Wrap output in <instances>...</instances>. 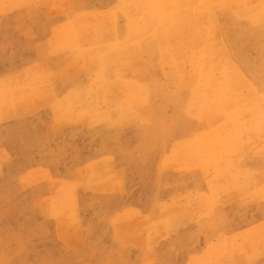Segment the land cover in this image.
<instances>
[{
	"label": "rangeland",
	"instance_id": "obj_1",
	"mask_svg": "<svg viewBox=\"0 0 264 264\" xmlns=\"http://www.w3.org/2000/svg\"><path fill=\"white\" fill-rule=\"evenodd\" d=\"M0 2V264H264V0Z\"/></svg>",
	"mask_w": 264,
	"mask_h": 264
},
{
	"label": "bare ground",
	"instance_id": "obj_2",
	"mask_svg": "<svg viewBox=\"0 0 264 264\" xmlns=\"http://www.w3.org/2000/svg\"><path fill=\"white\" fill-rule=\"evenodd\" d=\"M10 1H13V0H10ZM156 1V0H155ZM190 1V3L192 4H190V3H187V2H183V1H178V0H157V6L158 7H163V8H160V11H161V13L162 14H164V15H162V17L164 18V23L161 21V18H159V19H155L154 20V24H155V28L156 29H158V30H161L160 31V38H162V40L164 39H166L165 37V34H167V33H171L173 36H179V37H182V38H187V41H188V38L190 39V37H191V35H192V29L194 28V25H197V27H199L198 29L199 30H201V26H200V23H204L205 22V20H206V17H208L206 14V12H204V11H207V10H201L200 9V5H199V3L200 2H203L204 0H189ZM240 2V1H239ZM1 3V2H0ZM12 3V2H11ZM29 3V2H28ZM60 3H62V2H60ZM59 3V5H61ZM227 3V2H226ZM15 4V3H14ZM56 4V3H55ZM67 4H68V2H67ZM231 4V3H230ZM239 4H242V3H239ZM220 5V4H219ZM218 5V6H219ZM232 5V4H231ZM234 5V4H233ZM226 6V5H225ZM144 7V6H143ZM229 7V6H228ZM227 7V8H228ZM264 6L262 5V8H263ZM65 8V7H64ZM66 8H68V7H66ZM210 8V7H209ZM264 9V8H263ZM62 10V9H61ZM230 10V9H229ZM233 10V9H232ZM263 11V10H262ZM62 11H60V13H61ZM72 12V11H71ZM70 12V13H71ZM146 13H148V12H146ZM87 15V14H86ZM142 15H145V14H142ZM112 16V15H111ZM89 17V16H88ZM87 17V18H88ZM96 17V16H95ZM100 18V16L98 17V19ZM107 18V17H106ZM151 18H152V16H151ZM101 19V18H100ZM109 19V18H108ZM110 19H112V18H110ZM91 21H92V19H90ZM94 21V20H93ZM106 21V20H105ZM108 21V20H107ZM107 21H106V23L105 24H107ZM110 21V20H109ZM195 22H197L196 24H195ZM109 23V22H108ZM137 23V22H136ZM152 23V22H151ZM151 23H150V25H151ZM139 24V23H138ZM207 24V23H206ZM132 25V24H131ZM135 25H137V24H135ZM133 26V25H132ZM217 26V25H216ZM110 27V26H109ZM130 28H131V26H130ZM133 28V27H132ZM137 28V27H136ZM88 30V29H87ZM135 30V29H134ZM199 30L197 31V34H198V36H196V37H199L200 36V33H202V31L203 30H201L200 32H199ZM79 31H80V29H79ZM78 31V32H79ZM83 31V30H82ZM82 31H81V33H82ZM109 31H111V30H109ZM208 30L206 29V30H204L203 31V33H202V35L203 34H205L206 32H207ZM216 31V30H215ZM151 32V31H150ZM217 32V31H216ZM216 32H215V35H216ZM219 32V31H218ZM110 33V32H109ZM142 33H144V32H142ZM83 34V33H82ZM88 34V33H87ZM90 34V33H89ZM92 34V33H91ZM188 34H189V36H188ZM78 35V34H77ZM107 35H108V37H109V34L107 33ZM111 35V34H110ZM196 35V34H195ZM212 35V34H211ZM214 35V34H213ZM80 36H81V34H80ZM88 36V35H87ZM87 36H86V38H87ZM89 36H91V35H89ZM105 36V35H104ZM193 37H195V36H193ZM210 37V36H209ZM215 37V36H214ZM217 37V36H216ZM84 38H85V36H84ZM212 38V37H211ZM83 40V39H82ZM138 40V39H137ZM203 40H205V39H203V36H201V39L199 40L198 38H195V41H199V42H202V43H204V41ZM80 41H81V39H80ZM80 41H78V42H80ZM85 41V40H84ZM206 41H208V39H206ZM82 42V41H81ZM108 42V41H107ZM213 42V41H212ZM212 42H211V44H212ZM84 42H82V44H83ZM81 44V45H82ZM90 44V43H89ZM124 44V43H123ZM198 44H200V43H198ZM214 44V43H213ZM86 45V44H85ZM207 46L208 45H206V48H207ZM122 47V46H121ZM125 47V46H124ZM196 47V46H195ZM117 48V47H116ZM211 48V47H210ZM96 49V48H95ZM131 49H133V48H131ZM130 49V50H131ZM73 50V49H72ZM225 50V49H224ZM188 51V50H187ZM131 52V51H130ZM228 52V51H227ZM203 54H204V52H203ZM73 56V55H72ZM175 56H176V54H175ZM175 58H177V57H175ZM180 60H181V58H179ZM182 59H183V55H182ZM202 60V59H201ZM177 61H178V59H177ZM182 62H184L183 60H181ZM213 61V60H212ZM211 61V62H212ZM187 62V57L185 58V63ZM109 63V62H108ZM93 64H94V62H93ZM103 64H105V63H103ZM134 64V63H133ZM135 64H136V62H135ZM134 64V65H135ZM178 64H179V62H178ZM208 64H209V62H208ZM89 65H91V64H89ZM106 65V64H105ZM104 65V66H105ZM119 65V64H118ZM184 65H186V64H184ZM111 66H112V64H111ZM116 66V65H115ZM181 66V65H180ZM183 66V65H182ZM207 66V65H206ZM210 67V66H209ZM232 67H235V66H233L232 65ZM86 67H84V69H85ZM120 68V67H119ZM122 68H124V67H122ZM180 68V67H179ZM91 69V68H90ZM101 69H102V67H101ZM115 69V68H114ZM127 69V68H126ZM132 69V68H131ZM130 69V70H131ZM184 69V68H183ZM106 70V69H105ZM123 70V69H122ZM128 70V69H127ZM113 71V70H112ZM116 71H118V69L116 70ZM180 71V70H179ZM178 71V72H179ZM185 71V70H184ZM234 71V70H233ZM91 72H92V70H91ZM94 72V71H93ZM109 73V72H108ZM118 73V72H117ZM185 73V72H184ZM218 73H219V71H218ZM221 73V72H220ZM91 74V73H90ZM93 74V73H92ZM97 74V73H96ZM110 74V73H109ZM108 74V75H109ZM198 74V73H197ZM222 74V73H221ZM95 75V74H94ZM118 75V74H117ZM188 75V74H187ZM213 75H215V74H213ZM220 75V74H219ZM46 76V75H45ZM111 76V75H110ZM181 76V75H180ZM212 76V75H211ZM216 76V75H215ZM47 77V76H46ZM189 77V76H188ZM200 77V76H199ZM214 77V76H213ZM219 77V76H218ZM222 77V76H221ZM53 78V77H52ZM181 78H183V76L181 77ZM194 78V77H193ZM222 78H224V77H222ZM95 79V78H94ZM110 79V78H109ZM112 79V78H111ZM119 79V78H118ZM185 79H186V77L184 78V81H185ZM189 79V78H188ZM216 79V82L219 80H217V77L215 78ZM241 79V78H240ZM49 80V79H48ZM198 80V79H197ZM210 80V79H209ZM208 80V81H209ZM226 80V79H225ZM224 80V81H225ZM95 81V80H94ZM103 81H104V79H103ZM203 81V80H202ZM205 81H207V80H205ZM222 81V80H221ZM223 81V82H224ZM227 81V80H226ZM231 79H228V83H229V85H231ZM106 82V81H105ZM190 82V81H189ZM191 83H192V81H191ZM203 83V82H202ZM205 83V82H204ZM209 82H207L206 83V85L208 84ZM212 83V82H211ZM214 83V82H213ZM220 83V82H219ZM119 84V83H118ZM185 84H186V81H185ZM233 84V83H232ZM20 85V84H19ZM182 85V84H181ZM187 85V84H186ZM220 85V84H219ZM222 85H224V83L222 84ZM46 86V85H45ZM44 86V87H45ZM117 86V85H116ZM190 86V85H189ZM207 86H209V85H207ZM214 86H215V84H214ZM214 86H212V87H214ZM236 86V85H235ZM188 87V86H187ZM220 87V86H219ZM218 86H217V88H219ZM237 87V86H236ZM16 88V87H15ZM25 88V87H24ZM32 88V87H31ZM50 88V87H49ZM116 88H119L118 86L116 87ZM209 88H211V87H209ZM215 89H216V87H214ZM212 89V90H215V89ZM223 88H224V86H223ZM12 89V88H11ZM112 89H114V92H115V90H118V89H115V88H112ZM218 90H222V87H220V89H218ZM249 89H247V92H250V91H248ZM48 91V90H47ZM228 91V90H227ZM231 91V90H230ZM253 91V90H252ZM26 92V91H25ZM28 92V91H27ZM30 92V91H29ZM43 92V91H42ZM41 92V93H42ZM205 92V91H204ZM210 92V91H209ZM217 92V91H216ZM215 92V94H217ZM220 92V91H219ZM218 92V93H219ZM246 92V93H247ZM0 93H1V91H0ZM23 93V92H22ZM33 93V92H32ZM243 93V92H242ZM251 93V92H250ZM21 94V93H20ZM33 94H35V93H33ZM36 94H38V93H36ZM36 94H35V96H36ZM204 94V93H203ZM205 94H207L206 92H205ZM204 94V95H205ZM211 94H212V92H211ZM214 94V95H215ZM244 94H245V92H244ZM256 94V93H255ZM17 95V94H16ZM15 95V96H16ZM22 95V94H21ZM32 95V94H31ZM114 95V94H113ZM120 95V94H119ZM204 95H202V98H204L203 96ZM213 95V94H212ZM213 95V96H214ZM219 95H221V93H219ZM226 95V94H225ZM225 95H224V97H225ZM228 95V94H227ZM243 95V94H242ZM241 95V96H242ZM38 96V95H37ZM121 96H122V94H121ZM216 97H217V95H215ZM241 96H237V95H235L234 96V98L235 99H237V101L238 102H242L243 100H245L246 98H247V96L245 97V98H242ZM19 97V96H18ZM21 97V96H20ZM31 97V96H30ZM72 97V96H71ZM221 97V96H220ZM219 96H218V98H220ZM237 97V98H236ZM13 98V97H12ZM229 98H230V96H229ZM20 99V98H19ZM35 99H36V97H35ZM34 99V100H35ZM213 99H215V98H213ZM247 99H249V98H247ZM22 99H20V101H21ZM72 100V99H71ZM82 100V99H81ZM116 100V99H115ZM203 101H204V99H202ZM212 100V99H211ZM223 100V99H222ZM227 100H229V99H227ZM37 101V100H36ZM78 101V100H77ZM119 101V100H118ZM126 101V100H125ZM196 101V100H195ZM215 101V100H214ZM216 101H217V98H216ZM14 102V101H13ZM213 102V101H212ZM26 103V102H25ZM205 103V102H204ZM227 103V102H226ZM228 103H231V102H229L228 101ZM258 103V102H257ZM117 104H119V103H117ZM209 104V103H208ZM207 104V105H208ZM218 104V103H217ZM259 104V103H258ZM257 104V105H258ZM13 105V104H12ZM21 105H23V104H21ZM213 105H215V104H213ZM219 105V104H218ZM224 105V104H223ZM250 105V104H249ZM251 105H252V103H251ZM20 106V105H19ZM204 106V105H203ZM215 106H217V105H215ZM214 106V107H215ZM221 106H222V104H221ZM225 106H227V105H225ZM243 107H244V105H242ZM246 106V105H245ZM223 107V106H222ZM229 107V106H228ZM230 107H232V105L230 106ZM234 107V106H233ZM242 107V108H243ZM252 107V106H251ZM263 107V106H262ZM239 108V107H238ZM264 108V107H263ZM262 108V109H263ZM6 109V108H5ZM234 109H236V108H234ZM9 110H11V109H9ZM209 110V109H208ZM215 110V109H214ZM221 110H223V109H221ZM220 110V111H221ZM224 110H226V109H224ZM229 110H230V108H229ZM261 110V109H260ZM227 111V110H226ZM241 111V110H240ZM244 111V110H243ZM258 111H259V109H258ZM211 111H209V113H210ZM223 112V111H222ZM236 112V111H235ZM249 112V111H248ZM248 112H246V114L248 113ZM219 113V112H218ZM242 113V112H241ZM253 113V112H252ZM256 113V112H255ZM193 114V113H192ZM205 114V113H204ZM195 115V114H194ZM210 115V114H209ZM218 115V114H217ZM226 115V114H225ZM201 117H203V116H201ZM222 117V116H221ZM220 117V118H221ZM236 117V116H235ZM243 118H244V116H242ZM249 117V116H248ZM253 117H254V115H253ZM205 119H206V116L204 117ZM210 118V117H209ZM245 118H246V116H245ZM252 118V117H251ZM200 119V118H199ZM212 119H214V118H212ZM216 119V118H215ZM223 119V118H222ZM237 119V118H236ZM242 119V118H241ZM247 119V118H246ZM256 119V118H255ZM211 120V119H210ZM204 121V120H203ZM213 122V121H212ZM220 122V121H219ZM214 123H216V121L214 122ZM256 123V122H255ZM223 124V123H222ZM227 125H229V124H227ZM250 125V124H249ZM218 126V125H217ZM221 126V125H220ZM226 126V125H225ZM221 127H223V126H221ZM215 129L218 131V127L216 128L215 127ZM222 130H224L223 128L221 129V134H222V132H224V131H222ZM249 131V130H248ZM216 132V131H215ZM215 132H211V133H209V136L208 137H206V139H205V141L203 142V141H201L202 142V145H207V149H209V151L212 153V154H215V156L218 154V151L217 150H220L219 148H221L222 146H220V144L217 142V140H216V133ZM249 134H250V131L248 132ZM252 134H254L253 132H252ZM264 134V133H263ZM254 135H256V132H255V134ZM254 135L252 136V135H250V137L252 136V137H254ZM259 135V134H258ZM249 137V138H250ZM252 137H251V139H252ZM256 137V136H255ZM254 137V139L256 140V138ZM262 137V136H261ZM248 139V138H247ZM249 140V139H248ZM223 141V140H222ZM253 141V140H252ZM258 141H259V139H258ZM261 141V140H260ZM254 142V141H253ZM223 143H224V141H223ZM222 145V144H221ZM236 145V144H235ZM256 145V144H255ZM233 146V145H232ZM227 147H231V146H227ZM237 147H239V146H237ZM236 147V148H237ZM234 148V147H233ZM222 151V150H221ZM252 151H254V150H252ZM242 152V151H241ZM254 153H256V150L254 151ZM258 153V152H257ZM262 153V152H261ZM245 154H247V153H245ZM235 155V154H234ZM224 156V155H223ZM226 157V156H225ZM227 158V157H226ZM225 159V158H224ZM172 168H173V166H171ZM167 169V168H166ZM174 169H176V168H174ZM185 169V168H184ZM199 169V168H198ZM237 169V168H236ZM242 169V168H241ZM181 170V169H180ZM187 170V169H186ZM231 170V169H230ZM239 170H240V168H239ZM39 172V171H38ZM37 172V173H38ZM232 172H234V169H232ZM245 172V171H244ZM41 175H43V174H41ZM45 175V174H44ZM48 174H46L45 176H47ZM33 178H34V176H32ZM42 177V176H41ZM48 177V176H47ZM46 177V178H47ZM255 177V176H254ZM35 178H36V176H35ZM43 178V177H42ZM245 179H246V177H245ZM243 180L244 182L247 180ZM32 180H34V179H32ZM249 180V179H248ZM251 181V180H250ZM250 181H248V182H250ZM33 182H35V180L33 181ZM220 183H222V182H220ZM27 183H25V185H26ZM249 184V183H248ZM249 187H247V189H248ZM251 189V188H250ZM243 190V189H242ZM234 191V190H233ZM236 191V190H235ZM244 191H245V189H244ZM237 192V191H236ZM231 193V192H230ZM234 193V192H233ZM232 193V194H233ZM226 194V193H225ZM224 195V194H223ZM203 196H205V195H203ZM206 197V196H205ZM208 197V196H207ZM191 198V197H190ZM203 198V197H202ZM48 199V198H47ZM205 200V199H204ZM210 200V199H209ZM45 201V200H44ZM47 201V200H46ZM61 202H64L63 200L61 201ZM178 202V201H177ZM45 203V202H44ZM43 203V204H44ZM45 204H47V203H45ZM58 204H60V202L58 203ZM176 204V203H175ZM175 204H173V205H175ZM177 204H179V203H177ZM170 206H172L171 204H170ZM178 206V205H177ZM180 206H181V204H180ZM49 207V206H48ZM161 207V206H160ZM194 207V206H193ZM163 208V207H162ZM167 209H168V207H167ZM180 209H181V207H180ZM185 209H186V207H185ZM191 209H192V207H191ZM194 209V208H193ZM196 209V208H195ZM198 209V208H197ZM170 210H173L172 212H174V209H170ZM178 210H179V208H178ZM176 211H177V209H176ZM163 212H165V211H163ZM182 212V211H181ZM189 212H192V210H190ZM131 213V212H130ZM126 214H128V213H126ZM170 214H171V212H170ZM169 214V215H170ZM173 214V213H172ZM176 214V213H175ZM124 215V217H125V214H122V216ZM174 215V214H173ZM120 216V215H119ZM137 215H135V217H136ZM141 216V215H140ZM168 216V215H167ZM134 217V216H133ZM118 218V217H117ZM128 218H131V216L130 217H128ZM140 218V217H139ZM123 218H121V220H122ZM140 219H142V218H140ZM139 219V220H140ZM64 220V219H63ZM66 220V219H65ZM119 220V219H118ZM146 220V219H145ZM120 221V220H119ZM212 221V220H211ZM63 222V221H62ZM132 222V221H131ZM139 222V221H138ZM141 222V221H140ZM208 222V221H207ZM214 222V221H213ZM59 223V222H58ZM120 223L122 224V223H124V221L122 220V222L120 221ZM134 223V222H133ZM136 223V222H135ZM135 223H134V225H135ZM142 223H144V222H142ZM148 223V222H147ZM210 224V223H209ZM215 224H216V222H215ZM134 225L132 224V226L134 227ZM145 226H146V224H144ZM131 226V225H130ZM209 226V225H208ZM208 226H206V227H208ZM70 227H72V226H70ZM127 227V226H126ZM125 227V228H126ZM129 227V226H128ZM60 228V227H59ZM58 228V229H59ZM124 228V227H123ZM146 228V227H145ZM200 228H202V227H200ZM141 229V228H140ZM70 230V229H69ZM60 231H61V228H60ZM139 236H137L136 238H138ZM257 240H259V239H257ZM256 240V241H257ZM238 241V240H237ZM236 241V242H237ZM254 241H255V239H254ZM226 242H228V241H226ZM241 242V241H240ZM229 244H231V243H229ZM238 244H240V243H238ZM227 246V245H226ZM229 246V245H228ZM241 246V245H240ZM245 247V246H244ZM247 247V246H246ZM241 249V248H240ZM248 249V248H247ZM236 250V249H235ZM234 250V251H235ZM231 252V251H230ZM233 252V251H232ZM241 252H242V250H241ZM236 253V252H235ZM239 253V252H238Z\"/></svg>",
	"mask_w": 264,
	"mask_h": 264
}]
</instances>
